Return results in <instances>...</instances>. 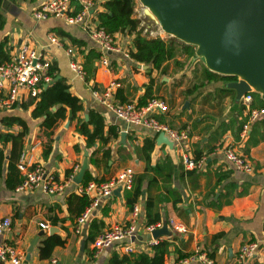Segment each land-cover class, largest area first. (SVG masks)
<instances>
[{
    "label": "crops",
    "instance_id": "0c3cea01",
    "mask_svg": "<svg viewBox=\"0 0 264 264\" xmlns=\"http://www.w3.org/2000/svg\"><path fill=\"white\" fill-rule=\"evenodd\" d=\"M44 1L46 0H3L0 13L5 19V25L0 31V41H5L9 55L23 44L46 50L52 64L58 69L55 79L65 78L69 92L82 103L84 111L80 118L87 120L86 113L91 109L96 110L103 118L105 131L112 125L118 127V137L106 147L96 142L88 148L86 138L76 131L77 119L71 120L70 111L67 110L64 120H59L52 128L46 129L41 126L43 118L32 117L34 104H29L32 98L27 96L19 99L11 108L0 107V133L20 132V127L9 128L2 124V119L21 118L28 127L21 154H25L31 164L42 165L58 182L65 181L73 173L74 181L83 166L85 171L81 182L95 180L94 178H97V181L107 180L110 176L105 173L102 165L95 167L89 163L92 152L97 149L100 156L104 148L111 151L112 160L108 165H111L112 161L116 165L113 176L123 168H132L128 166L129 163L135 168V171L132 168L135 176L143 174L145 162L138 156L136 149L141 148L146 139H154L150 165L158 166L159 171L164 174L170 173V178L165 181L164 178L157 177L149 187V194L144 190L133 206V209H138L135 237L114 243L94 255L93 243H86L93 220L103 222L101 233L113 224H127L132 219L133 209L129 211L125 205L126 191L114 194L110 199H102L90 220L77 234L76 218L86 205L80 207L72 219L67 213V198L73 194L77 183L70 185L62 195L55 196L46 195L39 189L29 192L6 189L5 177L11 143L0 141L3 154L0 167V220L8 217L12 222L10 231L0 242L9 243L24 253L21 264H46L49 258L57 259L60 264H107L113 254L129 255L122 249L124 245L134 248L131 254H151L150 237L145 231L148 194L160 216L159 223L168 231V234L158 238L159 241H168L170 245L164 264H177L179 259L197 250L206 252L217 264H238L237 252L240 246L249 241L260 243L264 231V118L259 119L258 123H251L250 133L245 139H241V125L247 118L245 95L237 100L236 91L227 86L229 82L220 77L210 78L209 75L212 74L208 70H204V73L198 72V69L191 65L194 57L187 59L185 56H178L180 62H186L192 67V71L185 73L187 79H192L189 84L196 82L197 77L204 78V81L201 79L200 84L194 87H186L173 81L169 75L176 69L174 63L170 64L169 61L161 66V69L164 65L168 66L166 74L159 76L160 72H157L158 68L155 69L154 64L144 63L143 57H147L146 55L135 58L131 56L127 59L120 54H110L108 58L111 65L108 69L101 66L96 59L93 61V78L88 82L78 78L70 70L69 59L65 53L67 46H73L71 40L69 37L58 35L53 29H61L72 38L87 42L88 36L79 26L68 25L62 18L34 20L32 12ZM97 1L99 11L96 10V16L100 11H105L101 6L103 0ZM117 31L113 32L116 41L133 51L136 34L128 37L124 34L125 31ZM49 33H54L60 38L62 48L48 43ZM73 47L79 52L83 64V53L88 51L90 44H87V48ZM149 78L152 81L146 102L157 97L168 107V112H156L152 116L173 129L187 131L189 138L182 145L172 143L170 147L164 143L158 144L159 136L148 129L119 120L92 95L93 86L103 90L111 81H117L120 87L116 91L115 102L138 104L145 94ZM234 81L237 80L232 79L230 83ZM3 94L5 93L1 92V95ZM251 98L248 106L260 108L259 102L257 104L253 96ZM228 146L249 159L254 166L253 173L237 171L225 160L220 151ZM245 148L248 153L244 152ZM184 154L194 160L204 158L201 168L186 169L182 162ZM75 166L79 168L75 170ZM87 173L91 174V177H87ZM146 175L149 179L155 176L153 171H148ZM20 178L22 180L21 174ZM86 200L83 199L82 202L85 203ZM104 210H107L106 214ZM171 222L179 225L184 231L173 229ZM42 224L47 228L42 229ZM51 227L58 230L53 234L65 240L66 244L63 247H54L49 258L39 259L38 247L42 240L51 236L48 233ZM41 231H44V235L38 239L29 260H26L30 242ZM250 264H264V243H260L258 253Z\"/></svg>",
    "mask_w": 264,
    "mask_h": 264
},
{
    "label": "built area",
    "instance_id": "2783aa9c",
    "mask_svg": "<svg viewBox=\"0 0 264 264\" xmlns=\"http://www.w3.org/2000/svg\"><path fill=\"white\" fill-rule=\"evenodd\" d=\"M134 4V3H133ZM141 5V4H140ZM79 6L80 10L76 11ZM141 5L140 13L134 9L139 16L143 15ZM97 0H46L37 9L32 12V17L36 21H45L49 18H62L68 25L79 26L88 36L98 51L97 62L108 69L111 65L108 55L120 54L124 58H131L132 52L128 47H124L117 42L114 35L106 31L99 25L96 16ZM134 15V13H133ZM134 18H136L134 16ZM137 19V18H136ZM141 35L146 38H158L151 31L140 24L137 28ZM149 34L148 36L146 34ZM159 33H157L158 35ZM160 36V35H159ZM47 40L50 45L63 47L60 38L49 33ZM134 48V47H133ZM65 53L69 59L70 70L80 79L85 80L86 72L83 64L80 61L79 52L73 46H67ZM52 60L44 49H36L29 44H23L18 49L9 55V60L0 65V107L11 108L19 99L27 96L32 99H37L42 92V87L50 84L55 73H51ZM120 83L111 81L103 90H98L95 86L92 87V95L94 99L121 121L133 126H140L153 132L156 136L163 134L171 143L183 144L189 138L187 131L177 130L168 125L159 122L152 114L166 113L168 107L164 101L154 97L149 99L146 104L140 106L134 102L117 103L115 95ZM1 92L5 94L1 95ZM252 96L247 93L244 97V102L247 105V118L241 125L240 138L245 137L250 133L251 123L264 117V108H250L248 104L251 102ZM221 154L234 169L244 173H253L254 166L246 156L240 154L233 147L221 148ZM182 162L186 169L201 168L204 158L194 160L188 154H184ZM79 166H75L77 170ZM17 169L22 176V181L15 187L16 192H29L39 189L46 195H62L65 190L74 185V173L65 181L58 182L50 173H48L42 165L31 164L25 154H21ZM135 173L132 168H123L118 171L113 177L104 181L89 180L85 183L75 184L73 194L86 197L88 204L80 212L76 218L77 234L80 233L82 227L87 224L93 215V212L99 207L102 199H110L114 196L117 189L121 191H129L134 184ZM138 209H133L132 219L127 224H113L108 229L101 232L93 241V253L97 255L103 249L110 247L114 243H121L127 239H131L136 235V216ZM11 219L6 217L0 220V239L10 231ZM176 231H184L179 225L170 223ZM42 229H46L45 225H41ZM162 228L161 223L146 226L145 231L150 237L149 245H156L159 240L152 238V233ZM264 243V231L260 240ZM260 243L258 241H249L243 243L237 252L238 264H250L256 257ZM126 254L134 252V248L130 245L122 246ZM24 253L13 245L0 242V264H21L24 260ZM199 262L200 264H217L211 259L206 252L197 250L191 255L179 259L177 264H192ZM46 264H60L55 258H49Z\"/></svg>",
    "mask_w": 264,
    "mask_h": 264
},
{
    "label": "trees",
    "instance_id": "16d2710c",
    "mask_svg": "<svg viewBox=\"0 0 264 264\" xmlns=\"http://www.w3.org/2000/svg\"><path fill=\"white\" fill-rule=\"evenodd\" d=\"M3 0H0V6ZM13 2V0H10ZM104 12H99L97 15V21L99 25L103 27L106 31L113 34L114 29H118L121 32L125 31V28L132 29L135 32L136 37L133 41L134 52L132 57H138L142 55L148 56V54L153 55V59H157L158 63L166 62L169 58L175 57L176 53L179 51V55L185 56L187 59L195 57V47L190 45H176L175 39H170L165 41L160 38H146L141 35L140 31H137L139 26V21L134 18V4L130 0H109L106 2V6L103 7ZM80 7H76V11H79ZM5 25V19L0 13V31L3 30ZM60 36L69 37L73 46L79 48H87V44H90V48L86 53H83L84 62L83 68L86 72L85 81L88 82L93 78L95 72L93 68V61L99 56L97 48L90 41L77 40L69 36L61 29H53ZM5 41H0V65L9 60V53L5 47ZM168 54V58L165 55ZM176 62V61H175ZM178 65H182L178 63ZM204 67V66H203ZM168 66L164 65L160 69L161 75H165ZM204 70L207 71L206 67ZM58 69L52 64L50 72L53 74L57 72ZM209 72V71H208ZM57 74V73H55ZM214 77L218 76L215 73H211ZM56 77V75H55ZM54 77V79H55ZM42 87V92L39 94L37 99H32L29 104H34V109L32 111L33 118H43L41 126L50 129L59 120H64L67 117V110L70 111L71 120L77 119L76 131L86 138V146L88 148L92 147L96 142L102 144L106 147L112 140L118 137L119 129L117 126H109L107 131H105V124L101 114L96 110H89L86 114L88 116L87 120L80 118V114L84 111L82 103L80 100L73 96L69 92V86L66 83V79L63 77L56 78L55 80ZM149 84L145 87V94L139 100L138 105L142 106L146 104V99L149 95V86L152 79H148ZM94 87V86H93ZM253 96L254 101L259 102V107L264 108V102L260 99L259 94L250 93ZM264 118V117H263ZM258 123V120L255 121ZM254 122V123H255ZM2 124L11 127H20L21 131L14 133H0L1 142H10L11 149L9 153L7 172L5 177V187L8 190H14L17 185L21 183L20 173L17 169V163L23 149V139L28 132V127L26 123L18 117H4L2 119ZM225 131V129H223ZM252 132V130H251ZM154 149V139H146L141 148L136 149L138 156L145 162L144 173L135 176L134 186L130 191H126L124 194L125 205L129 211L133 209V206L138 202L139 198L143 195L144 190L149 194V187L157 177L164 178L165 181L169 180L170 173L164 174L163 171H159L158 166L151 167L150 165V153ZM245 153H248V149H244ZM111 151L108 148H104L102 155L99 156L97 149L92 152L89 157V163L95 167L102 165L105 169V173H108L110 177L113 176L116 165L112 161L111 165L108 162L112 160ZM3 162V154L0 150V167ZM153 171L155 176L152 179L147 178V172ZM109 177V178H110ZM107 178V179H109ZM89 180H84L85 183ZM147 194V193H146ZM146 196V226L157 224L160 222V216L155 211V205L153 199ZM85 197L77 196L75 194H70L67 198V213L70 219H72L80 207H84L89 202ZM107 210H104V214ZM105 216V215H104ZM102 221L93 220L90 224V231L86 238V243H93L94 239L98 236V233L103 228ZM66 241L61 239L59 236L53 234L46 237L40 242L38 247V257L39 259H47L51 256L52 250L56 246H65ZM169 242L166 240L159 241L156 245L151 247V254L144 252L138 254H129L119 256L113 254L107 264H164L165 257L168 254Z\"/></svg>",
    "mask_w": 264,
    "mask_h": 264
},
{
    "label": "water",
    "instance_id": "95a60500",
    "mask_svg": "<svg viewBox=\"0 0 264 264\" xmlns=\"http://www.w3.org/2000/svg\"><path fill=\"white\" fill-rule=\"evenodd\" d=\"M132 1V0H130ZM154 16L161 30L186 45L195 47V57L211 72L237 77L227 86L240 100L257 93L264 102V0H138ZM187 105V103H186ZM158 144L172 147L160 134ZM85 166L74 182L82 181ZM120 189L114 194L118 195ZM58 231L49 229V235ZM168 234L165 226L152 238ZM41 231L29 244V260Z\"/></svg>",
    "mask_w": 264,
    "mask_h": 264
},
{
    "label": "rangeland",
    "instance_id": "374dc122",
    "mask_svg": "<svg viewBox=\"0 0 264 264\" xmlns=\"http://www.w3.org/2000/svg\"><path fill=\"white\" fill-rule=\"evenodd\" d=\"M132 1L134 3V9H137L139 11V13H140V9H141V5L142 4L138 0H132ZM106 2L107 1L103 0L101 2V6L102 7L106 6ZM142 7H144V6L142 5ZM134 16L139 21L140 27L142 29H144V27H146L148 29V33L152 31L154 33L153 35H155L156 37H158L160 39H163L165 41H169L170 39H175V38L171 37L170 35L166 34L165 32H163L161 30V28H160L158 22L156 21L155 17L150 15L149 13L145 12V7L143 8V15L142 16H139V14L135 13V11H134ZM113 32H118V31L116 29H114ZM134 33L135 32H133L132 29L125 28V33L124 34L126 36L131 37V36L134 35ZM148 33L146 34L147 36L149 35ZM157 33H159V34L157 35ZM175 44L176 45H183L184 43H182L181 41L175 39ZM178 56H179V51L176 53L175 57H172V58L168 59L170 64L174 63L173 64L174 68L177 70V71L174 70V73H171L169 75V76H172L173 81H176V83L180 82V84H184L186 87L187 86H191V87L198 86V84H200V82H201V79L204 81V78H198L197 77V81L196 82L189 84V81H191L192 79L191 80H190V78L187 79L186 78L187 76L185 75V73H188L189 71H192V67L190 65L186 64V62H180L178 60ZM165 57L168 58L169 57L168 54H166ZM143 60H144V63L150 64V65L154 64V68L155 69L158 68L157 72L158 71L160 72L161 66L164 63V62L158 63L157 59H153V55H151V54H148L147 57H143ZM177 62L181 63L182 65L181 66L178 65ZM191 65H194L196 70L198 69V72L204 73V67L205 66L200 62L199 58L194 57V62H191ZM217 75L218 76H215V77L213 75H209V77L210 78H218V77H220V78L224 79L225 82H229V83L232 81V79L233 80L234 79L237 80V77H234V76H227V75H220V74H217ZM159 76H161V73H159ZM128 166H131L134 169V171H135V168L133 167V165L131 163H129ZM86 176L87 177H91V174L87 173ZM94 179H95V181H97V178H94Z\"/></svg>",
    "mask_w": 264,
    "mask_h": 264
}]
</instances>
